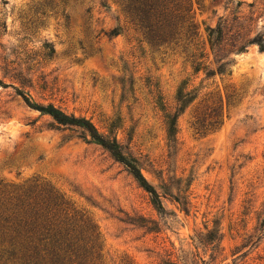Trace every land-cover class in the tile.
I'll return each instance as SVG.
<instances>
[{
    "label": "rangeland",
    "instance_id": "obj_1",
    "mask_svg": "<svg viewBox=\"0 0 264 264\" xmlns=\"http://www.w3.org/2000/svg\"><path fill=\"white\" fill-rule=\"evenodd\" d=\"M189 3L210 69L206 29L230 36L241 25L264 45V0ZM229 58V75L194 74L127 26L115 0H0V181L48 185L85 213L105 264H264V227L254 230L264 219V51ZM182 83L190 95L170 142L163 115ZM16 90L114 139L162 209L85 131L28 108ZM219 100L220 125L194 134V113Z\"/></svg>",
    "mask_w": 264,
    "mask_h": 264
},
{
    "label": "trees",
    "instance_id": "obj_2",
    "mask_svg": "<svg viewBox=\"0 0 264 264\" xmlns=\"http://www.w3.org/2000/svg\"><path fill=\"white\" fill-rule=\"evenodd\" d=\"M127 26L138 33L148 45L166 47L183 55L192 72L200 70L206 77L223 76L226 66L232 62V54L244 52L248 45H256L264 51V45L256 35L243 34L241 25L229 36L230 30L217 25L206 29V43L215 69L208 67L201 43L197 41L196 27L191 16L189 0H115ZM119 34L117 28L105 32L107 37ZM225 54V56L223 55ZM184 83L177 89L174 113L163 115L164 129L168 141H174L176 121L182 105L190 93H183ZM16 95L30 109L49 116L55 123L76 127L85 131L89 138L101 145L111 157L122 164L151 199L156 209L161 210L159 196L141 176L132 161L124 159L116 141L105 140L93 125L83 119L66 115L52 104L40 105L28 95L16 90ZM196 95H193L191 102ZM230 96L225 95V107ZM220 105L212 103L192 116L194 134L204 135L220 125ZM179 107V108H178ZM184 107V106H183ZM204 117V118H202ZM264 219L255 231H262ZM253 236L247 237L251 242ZM258 240V238H257ZM256 240V241H257ZM0 264H105L99 233L91 219L76 211L67 200L48 185H31L13 188L0 181Z\"/></svg>",
    "mask_w": 264,
    "mask_h": 264
}]
</instances>
